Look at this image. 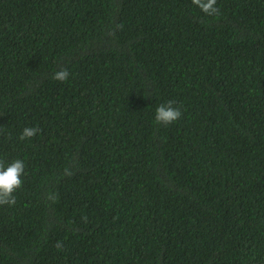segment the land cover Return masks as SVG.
Masks as SVG:
<instances>
[{"label":"trees","instance_id":"trees-1","mask_svg":"<svg viewBox=\"0 0 264 264\" xmlns=\"http://www.w3.org/2000/svg\"><path fill=\"white\" fill-rule=\"evenodd\" d=\"M216 7L0 0V264H264V0Z\"/></svg>","mask_w":264,"mask_h":264},{"label":"clouds","instance_id":"clouds-1","mask_svg":"<svg viewBox=\"0 0 264 264\" xmlns=\"http://www.w3.org/2000/svg\"><path fill=\"white\" fill-rule=\"evenodd\" d=\"M217 0H192L205 15L213 16L219 13L216 7ZM61 32L56 29L50 37V41H56L60 38ZM70 73L67 68H60L53 73L52 79L64 82L67 81ZM182 116V110L179 107H173V101L160 104L155 109V120L158 124L164 126L171 125ZM40 129L38 127H25L20 135L21 140L30 139L35 136ZM25 165L21 159H15L7 164L0 162V205H15L16 197L14 192L22 186L21 177L24 174ZM69 175L71 173H68Z\"/></svg>","mask_w":264,"mask_h":264}]
</instances>
